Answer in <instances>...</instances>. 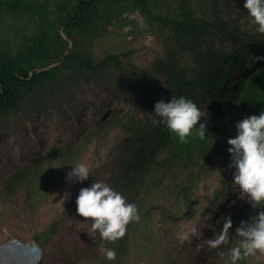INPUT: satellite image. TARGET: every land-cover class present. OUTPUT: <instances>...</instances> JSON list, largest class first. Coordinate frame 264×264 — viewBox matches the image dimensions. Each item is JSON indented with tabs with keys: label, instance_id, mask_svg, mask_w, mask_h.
<instances>
[{
	"label": "trees",
	"instance_id": "obj_1",
	"mask_svg": "<svg viewBox=\"0 0 264 264\" xmlns=\"http://www.w3.org/2000/svg\"><path fill=\"white\" fill-rule=\"evenodd\" d=\"M105 1L56 0L50 19L46 7L37 0H0L1 16L14 20L26 16L36 22L33 36L24 37L16 50L8 40L0 41V117L16 109L21 98L43 87L62 90L75 75L113 72L116 89L129 105L141 111L152 112L158 100H169L172 95L192 99L202 110L205 138L194 128L188 141L180 142L152 119L115 113L84 131L75 143L50 146L32 164L15 168L3 180L0 197L13 201L20 195L31 208L43 205L52 195L57 176L83 162L92 149L86 184L102 180L110 164L104 181L136 203L141 216L139 221L128 223L124 236L106 242V246L116 249L115 260L103 254L99 264H127L131 248L141 250L142 242H151L155 209L163 224L183 210L196 214L198 208L191 207L198 192L201 187L209 191L211 183L212 199L204 196L214 204L211 218L225 213L227 203L238 199L229 207L235 210L229 230L235 236L240 221L248 220L260 209L241 198L238 186L233 184L227 139L235 135L239 119L264 110V59H253L264 56V34L255 29L243 31L230 19L229 8L221 0H178L175 12L169 16L155 14L147 0H134L144 16L168 27L170 34L162 57L147 69L125 70L116 55L94 59L69 48L76 34L91 24L97 6ZM78 193L74 192L72 204ZM65 212L34 236L38 246L61 230L70 214L68 209ZM234 243L233 237L228 247ZM249 262L250 256L238 264ZM163 264H175L168 252L163 255ZM202 264L215 262L205 255Z\"/></svg>",
	"mask_w": 264,
	"mask_h": 264
},
{
	"label": "rangeland",
	"instance_id": "obj_2",
	"mask_svg": "<svg viewBox=\"0 0 264 264\" xmlns=\"http://www.w3.org/2000/svg\"><path fill=\"white\" fill-rule=\"evenodd\" d=\"M42 3L49 18L53 17L56 0H37ZM74 1V0H71ZM149 8L157 15H172L178 0H147ZM229 8L230 19L236 21L241 29L252 32L255 26L249 23L243 0H221ZM36 22L26 16L21 18L0 15V41L8 40L16 50L20 41L30 38L35 32ZM170 29L156 20L144 16L136 7L134 0H106L98 5L91 24L76 34L69 48L92 56L94 59L106 55H116L125 70L147 69L150 64L164 54ZM57 64L52 65L56 66ZM113 72L101 75L73 76L67 87L55 90L43 87L37 92L24 96L16 109L0 117V189L3 180L15 168L28 166L38 159L50 146L65 145L78 141L84 131L104 121L112 114L125 113L139 120L151 119L149 112L141 111L128 104L116 89ZM105 150L101 156L105 157ZM92 149L85 155L83 162L89 163L93 157ZM110 164L104 171L105 180ZM67 173L59 174L52 183V195L41 206H27L22 196L13 201H4L0 197V245L12 240L31 243L34 236L42 233L51 221L66 213L69 215L61 230L48 237L39 248L41 256L38 264H99L103 253L99 249V234L88 235L90 224L81 223L85 219L78 217L76 203L72 204L74 192L89 186L75 177L66 180ZM211 183L209 191L201 187L196 202L191 209L197 213L189 215L187 210L180 212L172 221L163 224L158 209L153 212L155 232L149 245L131 248L127 264H163V255H172L175 264H202V256L215 264H222L226 257L220 255V248L201 245V240L213 236L223 226V217L234 213L230 205L238 203L231 200L225 207V213L209 217L214 204L204 199H212ZM71 196L63 199L65 192ZM200 213H204L201 215ZM194 225H200L203 236H194L192 240H181L180 233L189 231ZM149 233V232H147ZM208 255V256H207ZM249 264H264V253L250 256Z\"/></svg>",
	"mask_w": 264,
	"mask_h": 264
},
{
	"label": "clouds",
	"instance_id": "obj_3",
	"mask_svg": "<svg viewBox=\"0 0 264 264\" xmlns=\"http://www.w3.org/2000/svg\"><path fill=\"white\" fill-rule=\"evenodd\" d=\"M243 8L247 10L249 23L255 26V31L264 34V0H243ZM253 59L261 60L264 56ZM147 115L154 124L164 125L180 142H187L194 128L201 138L206 136L205 122L201 121L202 110L185 95H172L169 100L161 98ZM235 128V135L227 139V144L230 145L229 167L234 168L233 184L238 186L241 198L260 210L248 220L240 221L235 228V236L229 231L233 223L229 215L222 218L223 226L218 232L201 240V245L198 246L207 244L216 249L235 238L231 247L221 249L220 255L226 257L224 264H238L245 257L264 253V110L239 119ZM213 143L214 139L209 147ZM89 176L90 166L80 162L67 171L65 179L70 181L75 177L83 182ZM70 196L71 193L66 191L63 199ZM76 213L78 217L91 218L80 222L90 224L89 236L99 234V249L108 260H115L117 251L106 246V242L118 240L124 236L130 221L141 219L137 204L129 202L122 192L104 180H96L89 186L80 188L76 197ZM208 215L211 217L212 214ZM203 227L192 226L189 231L180 233V239L190 241L194 236L202 237Z\"/></svg>",
	"mask_w": 264,
	"mask_h": 264
},
{
	"label": "water",
	"instance_id": "obj_4",
	"mask_svg": "<svg viewBox=\"0 0 264 264\" xmlns=\"http://www.w3.org/2000/svg\"><path fill=\"white\" fill-rule=\"evenodd\" d=\"M40 256V248L35 242L12 240L0 245V264H38Z\"/></svg>",
	"mask_w": 264,
	"mask_h": 264
}]
</instances>
